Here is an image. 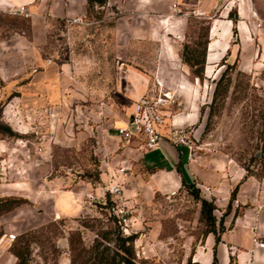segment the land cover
Wrapping results in <instances>:
<instances>
[{"label": "rangeland", "instance_id": "obj_1", "mask_svg": "<svg viewBox=\"0 0 264 264\" xmlns=\"http://www.w3.org/2000/svg\"><path fill=\"white\" fill-rule=\"evenodd\" d=\"M81 17L79 23L66 21L72 17L53 19L45 45L24 47L4 40L19 30L28 33V23L0 10V121L11 131L0 133V197L18 199L0 213V264L12 258L16 264L17 253L26 264H118L120 237L129 234H136V264H164L158 250L181 251L213 226L201 217L202 197L195 186L156 192L149 200L138 197L134 205L123 194L132 217L129 228L141 215L138 233L124 231L109 211L110 196L103 195L108 173L120 165L118 159L131 143L114 131L115 76L119 70L141 73L148 95L157 94L158 80L161 90L171 93L168 115L181 112L185 95L163 84L161 79L170 83L174 73L172 62L160 56L177 53L186 64L181 59L186 45L202 60L208 15H176L171 0H106L102 5L86 0ZM193 77L190 68L188 80ZM199 80L204 83L197 116L175 130L186 135L193 151L219 152L243 168L245 177L263 180L264 84L232 62L216 78ZM167 127L173 129L170 121ZM130 160L128 176L140 162L138 156ZM79 185L92 188L98 200L89 201L84 194L81 208L57 216L56 192ZM237 188L220 213L211 200L215 231ZM153 227L157 233L152 238Z\"/></svg>", "mask_w": 264, "mask_h": 264}, {"label": "crops", "instance_id": "obj_2", "mask_svg": "<svg viewBox=\"0 0 264 264\" xmlns=\"http://www.w3.org/2000/svg\"><path fill=\"white\" fill-rule=\"evenodd\" d=\"M171 1L176 15L202 12L208 15L203 70L205 80L216 78L222 67L232 62L264 84V0ZM21 5L27 8L28 17L15 11ZM85 6L86 0H0V10L28 23V33L19 30L4 40L5 44L43 46L47 43L53 19L81 17ZM168 34L171 35L170 32ZM160 58L173 64L171 71L174 77L170 83L165 78L161 79L163 84H169L176 92L184 94L186 104L181 105V112L171 116L168 115L170 105L166 107V126L162 128L163 138L158 149L138 151L137 142L132 141L118 159V163L127 167L126 174L121 177L125 183L123 194L127 203L134 205L138 197L149 200L156 192L174 193L184 185L193 184L202 198L214 201L220 213L228 205L231 191L238 186L229 212L222 216L223 219L218 217L223 224L221 231L207 232L199 241L189 240L181 251H158L165 257L164 264H186L189 259L210 264L214 257L217 264H264V247L258 245V241H264V179L259 181L251 176L245 177L243 168L219 152L199 153L169 139L168 121L170 125L177 126L195 120L200 86L204 82L195 76L193 82L188 80L190 68L181 62L177 53H163ZM115 78L116 132L117 127L128 121L135 101L149 93H145L147 79L141 73L119 70ZM0 148H4V143H0ZM133 156H138L140 162L138 170L128 176L133 165L130 157ZM91 191L89 186L79 185L56 192L54 210L57 216L68 215L81 208V196ZM141 227V215L138 213L128 230L138 233ZM156 233L157 228L153 227L150 237L153 238ZM142 235L136 240L137 249L143 243ZM14 262L15 258H12L7 264Z\"/></svg>", "mask_w": 264, "mask_h": 264}, {"label": "built area", "instance_id": "obj_3", "mask_svg": "<svg viewBox=\"0 0 264 264\" xmlns=\"http://www.w3.org/2000/svg\"><path fill=\"white\" fill-rule=\"evenodd\" d=\"M16 12L23 14L28 17L30 14L24 5L15 9ZM205 15V13H200ZM82 17L75 16L66 19L69 23H79ZM258 25H260L258 23ZM157 94L145 95L135 101L134 110L129 116L128 121L116 128V133L119 137L124 139L127 143L132 141L137 142L138 151H146L152 149H158L161 145L163 138L162 128L166 126L165 109L169 106L170 92L162 91V86L157 82ZM173 129H170L172 137L169 139L177 145H186L191 148L190 143L186 140L185 134H178L175 130V126L171 125ZM127 172V167L124 165H118L115 171L108 173V182L104 189L103 195L110 196V204L108 206L109 211L117 218L118 222L122 226L124 231H128L131 223V216L127 209V204L123 198V177ZM89 201L98 200V196L90 192L86 194ZM9 240H14L16 235L10 233L8 235ZM260 247H264V241H258Z\"/></svg>", "mask_w": 264, "mask_h": 264}, {"label": "trees", "instance_id": "obj_4", "mask_svg": "<svg viewBox=\"0 0 264 264\" xmlns=\"http://www.w3.org/2000/svg\"><path fill=\"white\" fill-rule=\"evenodd\" d=\"M87 1L90 5L91 4L102 5L103 3H105L106 0H87ZM229 15L232 16L231 13ZM208 27H209V24H208ZM184 47H185V50H183L181 52L182 61L184 63H186L187 65H189V67L191 68V73L193 74V76L198 77L201 80L204 79L205 78L204 73H203L204 56H203L202 60H199L197 58V56L195 55L194 51L186 49V45H184ZM204 54H205V51H204ZM226 64H229V63H226ZM223 73L221 74L220 79L223 77ZM219 80L217 81V84H218ZM1 111H2V108L0 106V116H1ZM0 133H11L10 128L7 125H5L4 123H2L1 121H0ZM188 186L191 188H194L193 184L188 185ZM196 191H198V190H195V192ZM234 192H235V190H233V192L231 194V199L234 196ZM17 200L18 199L13 198V197H0V213L8 211L11 208H13V206H15ZM200 201H201V208H200L201 217L206 221L207 224L213 226V228L210 229L209 232H216L215 228H214L215 216L212 214V211L215 208L213 201L207 200L204 198H202ZM109 204H110V199H109ZM219 223L221 224V227H220V231H221L223 229L222 221H220ZM135 237H136V234H129V235H126L124 237H120L121 242L118 244V249L121 252L117 253V255L119 257L118 264H136L134 261V251H133V247H132V242H133ZM127 242H129V243L127 245H125V243H127ZM17 257H18V261L16 264H26L25 259L22 257V255L20 253H17ZM186 264H203V263L193 262L189 259L186 262ZM210 264H217L216 257H214L213 261Z\"/></svg>", "mask_w": 264, "mask_h": 264}]
</instances>
